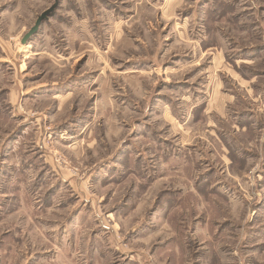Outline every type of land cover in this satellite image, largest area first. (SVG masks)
<instances>
[{
  "label": "rangeland",
  "instance_id": "rangeland-1",
  "mask_svg": "<svg viewBox=\"0 0 264 264\" xmlns=\"http://www.w3.org/2000/svg\"><path fill=\"white\" fill-rule=\"evenodd\" d=\"M0 264H264V0H0Z\"/></svg>",
  "mask_w": 264,
  "mask_h": 264
},
{
  "label": "water",
  "instance_id": "water-1",
  "mask_svg": "<svg viewBox=\"0 0 264 264\" xmlns=\"http://www.w3.org/2000/svg\"><path fill=\"white\" fill-rule=\"evenodd\" d=\"M49 16V12L45 11L37 17L34 26L29 30V32L24 36L22 42L25 43L32 35H34L40 28L42 22L46 20Z\"/></svg>",
  "mask_w": 264,
  "mask_h": 264
}]
</instances>
